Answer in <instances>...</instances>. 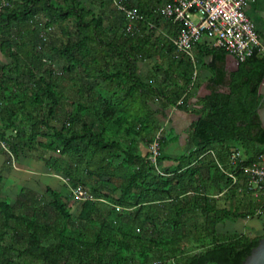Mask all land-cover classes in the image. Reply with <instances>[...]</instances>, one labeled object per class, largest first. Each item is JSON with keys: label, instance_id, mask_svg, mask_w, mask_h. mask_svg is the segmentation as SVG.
Listing matches in <instances>:
<instances>
[{"label": "trees", "instance_id": "trees-1", "mask_svg": "<svg viewBox=\"0 0 264 264\" xmlns=\"http://www.w3.org/2000/svg\"><path fill=\"white\" fill-rule=\"evenodd\" d=\"M5 1L0 54L9 62L0 63V156L9 163L43 149L51 153L43 159L48 169L95 200L73 213V204L50 189L47 201L31 190L13 204L0 197V264H241L264 235L223 234L217 225L264 216V188H253L240 170L264 152L257 113L264 57L239 63L226 91L198 99L200 117L174 166L164 164V150L177 137L164 130L161 175L140 147L148 148L162 128L157 115L189 110L192 75L205 54L226 52L204 45L193 63L176 55L171 41L154 37L156 24L148 29L152 15L142 8L136 6L144 19L133 31L115 9L106 19L112 0H92L99 12L80 0ZM37 20L44 29L58 27L64 41L54 45ZM180 30L176 24L174 37ZM154 58L162 62L145 81L139 64ZM208 67L212 85L222 86L224 72ZM65 102L71 109L60 127L52 126ZM237 149L243 159L231 165ZM3 182L0 176V193Z\"/></svg>", "mask_w": 264, "mask_h": 264}, {"label": "built area", "instance_id": "built-area-1", "mask_svg": "<svg viewBox=\"0 0 264 264\" xmlns=\"http://www.w3.org/2000/svg\"><path fill=\"white\" fill-rule=\"evenodd\" d=\"M246 1L171 0L159 10V16L181 26L178 35L171 41L177 55H184L194 63V46L198 42L208 40L233 55L239 63H243L254 54L264 57V45L259 39L254 24L245 13ZM8 5L5 0H0V12ZM112 5L116 11L123 14L127 31L135 30L137 23L144 19L138 8L130 4V0H112ZM147 27L149 30L155 29L152 22H148ZM195 76L196 72L193 78ZM163 133V128L158 129L148 147V160L161 175L163 172L158 160L161 156L160 141ZM242 155L239 149L232 151L229 157L230 164L236 165L238 161H242ZM240 170L247 176L253 188H264V152L256 162L241 166ZM228 176L236 182L234 174L228 173ZM70 193L73 200L78 203L95 200L91 193L81 186L70 188Z\"/></svg>", "mask_w": 264, "mask_h": 264}, {"label": "rangeland", "instance_id": "rangeland-1", "mask_svg": "<svg viewBox=\"0 0 264 264\" xmlns=\"http://www.w3.org/2000/svg\"><path fill=\"white\" fill-rule=\"evenodd\" d=\"M86 7H91L95 12H99V7L92 4V0H80ZM113 9V8H112ZM111 7L107 8L105 18L108 19L111 14ZM114 10V9H113ZM118 17V14L115 15ZM194 20L196 18H193ZM38 29L40 34L45 33L53 44L58 45L59 42L64 41L61 31L58 27H52L50 30L44 29L39 20H37ZM36 25V26H37ZM49 34V35H48ZM40 41V40H39ZM47 57L50 59V55L46 52ZM8 59H4L0 54V63H8ZM161 60L154 58L147 62V68L156 72L155 65H160ZM60 64H53L52 68L59 70ZM141 77L145 79L146 75L142 72ZM162 77V74H161ZM71 84L66 83V92L71 94ZM73 94V93H72ZM65 107L57 111L55 119L50 123L52 126L60 127L64 118L67 115L68 110L71 109L69 103L65 102ZM162 126V125H161ZM188 147V145H187ZM141 152L146 154L148 148L141 146ZM184 150L179 144L172 143L165 150L164 155L167 157V161H175L182 154ZM51 153L38 149L36 151H26L20 155V157H13L9 163L7 156H0V176L4 179L3 188L0 193L1 199L8 203H16L22 198V190H31L36 197L44 198V200H50L51 195L47 191L48 189L53 190L61 194V200L64 203L73 204L72 212L76 213L79 209V203L75 202L70 197V184L68 181L59 173L48 169L43 159H47ZM44 210L51 212L50 207H44ZM217 231L223 234H244L250 237H260L264 235V216H255L253 218L237 219L234 221H226L223 224L217 225Z\"/></svg>", "mask_w": 264, "mask_h": 264}, {"label": "crops", "instance_id": "crops-1", "mask_svg": "<svg viewBox=\"0 0 264 264\" xmlns=\"http://www.w3.org/2000/svg\"><path fill=\"white\" fill-rule=\"evenodd\" d=\"M133 6H138L143 9L147 16L152 15V21L155 22L156 29L154 30V37L160 39L163 42H170L175 38V23L171 20H165L159 16V10L170 3V0H131ZM113 5L111 4V9ZM114 9V8H113ZM245 13L248 18L252 21L259 36L260 41L264 45V0H247L245 5ZM204 45L216 47L214 43L208 40L198 42L193 48L194 58L201 55L204 49ZM175 52V51H174ZM177 55V53L175 52ZM166 55V54H165ZM184 56V55H181ZM213 64L217 69H221L225 74L224 84L219 87H214L211 83L212 71L208 67ZM167 66L164 64L162 69H166ZM140 75L142 72L146 75L145 81L150 77H154V71L147 68V63L139 64ZM235 60L232 59L231 55L226 53L222 57L220 54L215 56L212 53L205 54L204 64L198 66L194 72H196L195 78L192 75L193 86L190 88L191 93L194 97L190 100V108L188 111H181L177 109L168 110L165 113V118L157 115L159 121H162V128L177 137L176 144L186 151L187 140L189 138V131L191 125L198 120L200 115L198 114L199 107L198 99L204 98L210 95L213 90L217 92L226 91V84L229 81L230 75L237 72ZM194 74V73H193ZM154 75V76H151ZM142 78V77H141ZM143 79V78H142ZM141 150V147H140ZM166 166L176 165L175 161H165Z\"/></svg>", "mask_w": 264, "mask_h": 264}, {"label": "water", "instance_id": "water-1", "mask_svg": "<svg viewBox=\"0 0 264 264\" xmlns=\"http://www.w3.org/2000/svg\"><path fill=\"white\" fill-rule=\"evenodd\" d=\"M231 57L235 60L236 70H238L239 62L233 55ZM258 94L261 96V106L258 108L257 113L261 126L264 128V82L259 86ZM241 264H264V237L259 240L258 244Z\"/></svg>", "mask_w": 264, "mask_h": 264}]
</instances>
